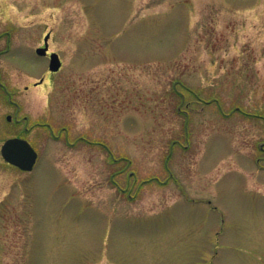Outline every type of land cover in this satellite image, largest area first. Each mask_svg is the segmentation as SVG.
<instances>
[{
	"label": "rangeland",
	"instance_id": "obj_1",
	"mask_svg": "<svg viewBox=\"0 0 264 264\" xmlns=\"http://www.w3.org/2000/svg\"><path fill=\"white\" fill-rule=\"evenodd\" d=\"M14 137L0 264H264V0H0Z\"/></svg>",
	"mask_w": 264,
	"mask_h": 264
},
{
	"label": "water",
	"instance_id": "obj_2",
	"mask_svg": "<svg viewBox=\"0 0 264 264\" xmlns=\"http://www.w3.org/2000/svg\"><path fill=\"white\" fill-rule=\"evenodd\" d=\"M47 39L48 35L44 37L45 47L42 49H36L35 52L37 55H45L47 49ZM60 65L61 63L58 56L55 53H52L50 55L49 71L56 72ZM41 82L42 79L38 83H35V85L40 84ZM9 119L10 118L7 117V120ZM0 153L6 163L18 168L21 171H30L37 157L33 148L25 140L18 138L6 140L1 146Z\"/></svg>",
	"mask_w": 264,
	"mask_h": 264
},
{
	"label": "flooded vegetation",
	"instance_id": "obj_3",
	"mask_svg": "<svg viewBox=\"0 0 264 264\" xmlns=\"http://www.w3.org/2000/svg\"><path fill=\"white\" fill-rule=\"evenodd\" d=\"M41 46H43V44H42ZM49 53H50V51L48 50V51H47V55L45 56V58H48ZM24 120L26 121V118H24ZM27 131H28V129L26 128V129H25V132H27Z\"/></svg>",
	"mask_w": 264,
	"mask_h": 264
}]
</instances>
